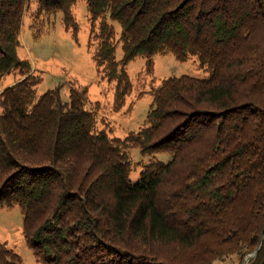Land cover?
I'll return each mask as SVG.
<instances>
[{
	"label": "trees",
	"instance_id": "trees-1",
	"mask_svg": "<svg viewBox=\"0 0 264 264\" xmlns=\"http://www.w3.org/2000/svg\"><path fill=\"white\" fill-rule=\"evenodd\" d=\"M30 1L0 0V77L19 74L0 91V208L21 209L35 258L212 264L260 244L248 264H264V0H35L31 17L61 13L72 35L74 6L86 4L114 111L133 93L126 65L136 57L147 74L163 54L208 72L151 79L134 99L150 94L145 121L124 137L100 126L88 85L67 99L60 85L38 92L42 77L18 52ZM135 147L147 160L132 181ZM0 264H22L5 242Z\"/></svg>",
	"mask_w": 264,
	"mask_h": 264
},
{
	"label": "rangeland",
	"instance_id": "rangeland-1",
	"mask_svg": "<svg viewBox=\"0 0 264 264\" xmlns=\"http://www.w3.org/2000/svg\"><path fill=\"white\" fill-rule=\"evenodd\" d=\"M35 8V0H31L23 17L20 35L22 44L18 48V52L20 58L29 59L33 68L41 75L42 80L38 84V92L42 93L60 85L61 96L67 99L72 85H88V96L92 100L100 101V126L105 127L114 136L124 137L130 131H137L144 123L151 96L144 94L141 98L134 99L140 90L149 88L151 79L156 84L161 78L169 76L182 74L201 78L208 76L207 71L197 66L194 58L178 61L171 54L155 55L153 70L147 74L145 58L136 57L126 65V71L132 79L133 93L126 97L122 108L114 111L112 107L113 85L109 84L106 79H99L92 59V47H89L88 44L89 24L86 4L79 1L74 6L73 13L79 25L74 35H72L70 27L66 29L62 24L61 13L54 17L42 16L35 19L31 17ZM114 25L116 30L120 31L119 24L114 22ZM37 29L40 30L39 34H37ZM121 53L120 46H118L116 57L120 58ZM18 78L17 72L0 77V91ZM130 154L136 163V167L130 174V179L135 181L140 171L138 163L146 161L147 157L137 147L130 149ZM158 158L163 161L169 160L167 154H160ZM0 242H5L18 254L22 264H41L24 239L23 214L18 206L0 208ZM249 253L243 257L237 254L220 257L213 260L212 264H243Z\"/></svg>",
	"mask_w": 264,
	"mask_h": 264
},
{
	"label": "water",
	"instance_id": "water-1",
	"mask_svg": "<svg viewBox=\"0 0 264 264\" xmlns=\"http://www.w3.org/2000/svg\"><path fill=\"white\" fill-rule=\"evenodd\" d=\"M259 247H260V244L255 248V250H254L253 252L249 253V254L245 257V259H244V261H243V264H248V261H249L253 256L256 255V253H257Z\"/></svg>",
	"mask_w": 264,
	"mask_h": 264
}]
</instances>
